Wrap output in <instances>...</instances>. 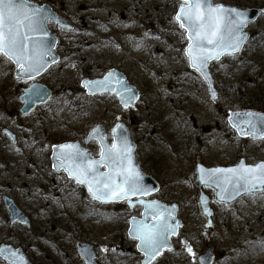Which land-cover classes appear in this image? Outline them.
Instances as JSON below:
<instances>
[{
    "label": "rangeland",
    "instance_id": "rangeland-1",
    "mask_svg": "<svg viewBox=\"0 0 264 264\" xmlns=\"http://www.w3.org/2000/svg\"><path fill=\"white\" fill-rule=\"evenodd\" d=\"M30 1L48 3L73 28L48 22L62 60L39 80L53 87L55 96L30 114L20 112L18 100L28 82L16 78L14 64L0 56V244L21 247L33 264H86L78 241L94 246L99 264H141L137 240L127 231L129 218L140 216L142 207L93 199L83 185L54 171L50 160L52 145L70 140L99 156L96 141L84 143L87 132L104 123L111 134L122 121L138 143L141 167L161 183L149 198L178 203L184 224L173 249L153 264H200L198 257L209 247L213 264H264V192L221 202L214 188L200 187L196 174L197 162L226 166L242 157L251 164L264 160V138H243L228 121L229 111L264 112V12L249 25L251 37L241 52L211 63L219 91L212 101L206 82L189 64L187 31L175 19L184 0ZM213 1L264 7V0ZM110 68L123 71L140 89L135 107L125 109L114 94L92 96L81 87L82 78ZM4 128L16 134L17 143ZM200 189L210 197L212 225L202 212ZM3 195L28 215L29 225L9 221ZM0 264L7 262L0 257Z\"/></svg>",
    "mask_w": 264,
    "mask_h": 264
},
{
    "label": "snow or ice",
    "instance_id": "snow-or-ice-1",
    "mask_svg": "<svg viewBox=\"0 0 264 264\" xmlns=\"http://www.w3.org/2000/svg\"><path fill=\"white\" fill-rule=\"evenodd\" d=\"M49 15L43 8L31 6L29 0H0V56L4 57L5 62L15 63L19 69L18 78L23 76L31 79L49 64L48 57L52 49L46 39L48 32L45 27ZM175 19L182 28L187 29L191 42L186 51L191 66L201 71L206 78L205 69L209 60L219 59L225 52H238L247 39L243 29L248 23V15L238 7L214 5L211 0H186L180 5ZM52 62H55L54 57ZM112 76L110 72L103 80H85L84 85L94 91H116L124 107H128L135 93L127 87L123 88V93L110 88ZM125 94L128 95L127 99ZM230 119L241 135L264 136V116L253 112H237ZM121 127L117 125V128ZM93 135H99L101 146L105 149L99 160L89 158V154L78 144H64L59 146L62 151L58 160L62 162L56 166L64 167L78 183L86 184L89 192L98 200L126 199L146 195L153 190L142 183L143 176L139 170L131 167V147L126 137L121 138L122 147L116 149L115 144L110 147L104 144L105 138L99 128L93 130ZM101 164L108 165L109 172L101 173L98 167ZM200 171L202 182L208 183L210 180L219 189L221 202L234 198L241 190L264 192V162L256 165L240 163L227 169H208L209 180L204 178L205 170L201 168ZM117 177H120L119 182ZM141 203L154 209L156 218L152 223L134 221L136 227L131 234L140 241L138 247L145 253V264H151L160 251L168 246V236L176 233L179 223L172 224L170 214L161 211L158 202ZM205 211L208 212V209L205 208ZM187 250L191 253V246H187ZM8 251L14 258L16 253L10 249ZM20 259L23 260V257ZM13 264H16L15 259Z\"/></svg>",
    "mask_w": 264,
    "mask_h": 264
},
{
    "label": "water",
    "instance_id": "water-1",
    "mask_svg": "<svg viewBox=\"0 0 264 264\" xmlns=\"http://www.w3.org/2000/svg\"><path fill=\"white\" fill-rule=\"evenodd\" d=\"M186 2V0H184ZM211 2L214 5H218L215 4L213 2V0H211ZM31 6H39L41 8H43L45 10L46 13H49V18L45 21V27H46V31L48 32V36L46 37V39L49 41V44L51 46L52 52L51 55L48 57L49 60V64L47 65V67L41 71L38 75L33 76L31 79L36 78L40 75H42L51 65H53L54 63H56L59 60V54L55 51V48L57 46V41H58V37L51 33L48 26H47V22L49 20H53L55 22H57L59 25L63 26V27H67V28H72V25L62 16L58 15L54 9L48 4L45 3L43 5H40L38 3L29 1ZM225 6H231V7H238V6H232V5H228V4H223V3H219ZM180 8V7H179ZM240 8V7H238ZM242 10H245L247 15H248V23L246 24V26L244 27L243 31L247 34V39L245 40V43L248 41L249 37H250V33L246 30V27H248V25L251 22H254L255 20H257L261 14H262V9L260 7L257 6H251V7H246V8H240ZM264 10V8H263ZM179 11V9H178ZM177 11V13H178ZM177 15V14H176ZM186 29V28H185ZM187 31V29H186ZM187 37H188V32H187ZM110 40L112 42H115L113 38H110ZM191 42V41H190ZM189 42V43H190ZM116 43V42H115ZM245 43L243 44L242 48L239 50L241 51L245 45ZM189 45V44H188ZM188 48V46L186 47V49ZM238 51V52H239ZM231 52H225L224 54H222L220 56L219 59H221L225 54H230ZM237 53V52H236ZM186 54L188 56V53L186 51ZM53 57L55 58V62H52ZM189 57V56H188ZM219 59H211L208 61L207 63V67L205 69V71L207 72V78L205 77V75L201 72L198 71L202 78L206 81L207 86H208V91L210 94V97L213 101H216L217 97H218V89L215 86V81H214V77L213 74L211 73L210 70V63L213 60H219ZM190 61V58H189ZM15 64V63H14ZM191 65V62H190ZM192 67V66H191ZM16 77H18L17 73L19 71V69L16 67ZM193 68V67H192ZM197 70V69H196ZM113 73L112 76V84L110 85V88H115L116 90L120 91L121 93H123V88L127 87L132 89V91L135 93V98L131 99V101L128 104V107H124L123 103L121 102V97L120 95H117L116 91H94V90H90L88 87H85L84 85V81L88 80V81H96V80H103L109 73ZM19 78H23V79H29L27 77H23V76H19ZM117 81L122 82V83H117ZM81 86L85 88L86 93L89 95H96L99 93H104V92H111L117 95L120 104L124 107V108H129V107H134L136 105V103L138 102L141 93L139 91V89L131 84L129 82V80L127 79V76L117 70V69H110L103 77H99V78H94L91 79L89 77H86L84 79H82L81 81ZM70 92V91H69ZM213 92H215V96H213ZM52 90L45 84L43 83H39V82H33L29 87L24 89L23 94L20 95V101L23 103V106L21 107L20 111L23 114H27L30 113L33 109L36 108L37 105L39 104H43L46 103L51 97H52ZM125 98H128V95L125 94ZM243 113V112H253L256 113L260 116H264V112L262 111H257V110H253V109H247V110H239V111H230V116L228 118L229 123L232 126V121L230 118L233 117V113ZM117 125H121V128H117ZM233 127V126H232ZM100 129V134H102L105 138L104 140V144L108 147L112 146L113 144L116 145V149H119L122 147V142H121V138L122 137H126L127 140L129 141V145L131 147V152H130V156H131V167L139 170V172L142 174L143 176V181L142 183L149 189H153L152 191H149L146 195H136V196H131L130 198H126V199H109V200H99V201H105V202H122V201H126L127 204L130 206V208H134L136 205H141L143 206V211H142V215L141 217L139 216H132L129 219V228H128V235L131 238H135L134 235H132L131 233L133 232V229L136 227V224H134V221L139 223L140 221H146L148 223H152L155 218H156V212L154 209L148 208L146 203H141V201H145V202H152V201H156L158 202L159 206H161V211H165L166 214H170L171 216V223L172 224H176L177 222L179 223V227L176 230L175 234H170L168 236V246L164 247L161 251L160 254L157 255L155 257L154 260H152L151 264L159 257L163 254V252L167 249H172L173 248V237L177 236L180 232L181 227L183 226V221L178 217V211H179V204L178 203H172V204H168L164 201L158 200V199H146L148 196L158 192L160 190V184L159 182L151 175L145 173L138 160L136 159V149H137V143L135 140L132 139L131 137V133H130V128L129 126H127L125 123L123 122H117L113 129H112V142L108 139V133L106 130V127L104 124L99 123L97 124L86 136L85 138V143H89L92 140H97L100 148H101V152L104 151L105 149L102 148L101 146V140L99 138V135H93V130L94 129ZM115 129V131H114ZM237 130V128H235ZM9 137L11 138V140L13 142H16V138H15V134H13L9 129H5L4 130ZM238 134L241 137H248V136H253L256 138H260V137H264V136H259V135H255V134H248V135H241V133L237 130ZM64 144H78L79 147L83 150H85L88 154H89V158L91 159H95V160H99L101 157V152H100V156L99 157H95L92 155V152L89 148L83 147L82 144L79 141H65L62 142L60 144H56L52 146V154H51V161H52V167L53 169H55L58 173H60L62 170H64L66 172V174L68 175V177H71L68 174V171L64 168V167H57L56 165L60 162H62V160H58L59 154L62 151V149L59 148L60 145H64ZM264 162V160L258 161L255 164H251V163H247L245 158H241L236 164L233 165H227V166H223V165H218V166H212V167H207L205 165H203L202 163H197L196 165V170H197V178L199 181V184L202 186L206 185L209 187H212L216 190V199L218 201H221L218 195L219 189H217V187L215 186V184H212L209 180V176H208V169H216V168H222V169H227V168H234L236 167L238 164L240 163H244L245 165H256L258 163ZM99 167V171L101 173H106L109 172V166L106 164H101L98 165ZM203 168L205 170V172L203 173L205 180H209L208 183L202 182V180L200 179L201 177V171L200 169ZM74 179V178H73ZM120 177H117V182H119ZM84 185V187L88 190V186L86 184H82ZM255 192H261V191H255ZM90 193V192H89ZM248 193H254V192H244L243 190H241L239 195L234 196V198L232 199H226L224 202H233L235 200H237L238 198H240L241 196H243L244 194H248ZM91 196L93 198H95L92 193H90ZM4 202L10 212V221L11 223L15 222V221H20L22 223L25 224H29V217L16 205V203L14 202V200L12 198H9L8 196H4L3 197ZM96 199V198H95ZM129 199L132 201L131 203H129ZM98 200V199H97ZM199 202L203 211V214L206 215V217L208 218V222L209 224L213 223V216H214V211L210 206V198L207 194H205L202 190H200V195H199ZM205 208L208 209V212L205 211ZM210 213V214H209ZM163 218V217H161ZM137 239V238H135ZM138 243H137V249L140 253L143 254V258L141 259V263L145 264V253L140 249V247H138V245L140 244L139 239ZM78 246V250L80 252V254L82 255V257L84 258L85 262L87 264H99L97 262V254L93 248V246L89 243L86 242H81L79 241L77 243ZM11 250L12 252H15L16 255L15 257H11L10 252L8 250ZM0 256L5 259L8 264H13V259H15L16 264H32L31 261H29V259L27 258V256L25 255L24 251L21 248H14L11 245H7V244H1L0 245ZM20 257H23V260L20 259ZM214 260V254H213V248L209 247L207 249V251L199 256V262L201 264H212Z\"/></svg>",
    "mask_w": 264,
    "mask_h": 264
},
{
    "label": "bare ground",
    "instance_id": "bare-ground-1",
    "mask_svg": "<svg viewBox=\"0 0 264 264\" xmlns=\"http://www.w3.org/2000/svg\"><path fill=\"white\" fill-rule=\"evenodd\" d=\"M100 4V3H99ZM98 4V5H99ZM97 5V6H98ZM98 44V42L97 41H95L94 42V45H97ZM130 48L132 49V50H134L136 47H135V45L133 44V42H131V44H130ZM136 55V54H135ZM135 55H133V53L131 54V58L132 59H137V60H139L140 58L138 57V54H137V58L135 57ZM128 57H129V55H128ZM128 61H129V59H127ZM91 64V63H90ZM92 65V64H91ZM104 65V63L103 62H98L97 63V66H103ZM39 211H41V212H45V209H43L42 207L39 209Z\"/></svg>",
    "mask_w": 264,
    "mask_h": 264
},
{
    "label": "trees",
    "instance_id": "trees-1",
    "mask_svg": "<svg viewBox=\"0 0 264 264\" xmlns=\"http://www.w3.org/2000/svg\"><path fill=\"white\" fill-rule=\"evenodd\" d=\"M262 96L258 95L257 93H255V99L259 100L261 99Z\"/></svg>",
    "mask_w": 264,
    "mask_h": 264
}]
</instances>
